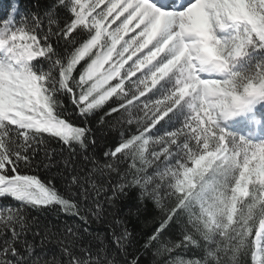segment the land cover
<instances>
[{"label": "snow or ice", "instance_id": "1", "mask_svg": "<svg viewBox=\"0 0 264 264\" xmlns=\"http://www.w3.org/2000/svg\"><path fill=\"white\" fill-rule=\"evenodd\" d=\"M5 9L0 264H264V0Z\"/></svg>", "mask_w": 264, "mask_h": 264}, {"label": "trees", "instance_id": "2", "mask_svg": "<svg viewBox=\"0 0 264 264\" xmlns=\"http://www.w3.org/2000/svg\"><path fill=\"white\" fill-rule=\"evenodd\" d=\"M9 3V0H0V16H3L5 13V6ZM142 228H144V225H141ZM145 230H147L145 228ZM150 259V257H148Z\"/></svg>", "mask_w": 264, "mask_h": 264}]
</instances>
